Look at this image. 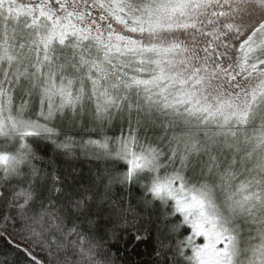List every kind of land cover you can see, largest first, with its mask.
Masks as SVG:
<instances>
[{
    "label": "snow or ice",
    "instance_id": "snow-or-ice-1",
    "mask_svg": "<svg viewBox=\"0 0 264 264\" xmlns=\"http://www.w3.org/2000/svg\"><path fill=\"white\" fill-rule=\"evenodd\" d=\"M0 264H264V0H0Z\"/></svg>",
    "mask_w": 264,
    "mask_h": 264
}]
</instances>
